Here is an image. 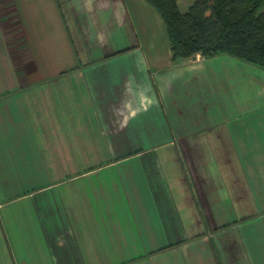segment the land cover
<instances>
[{
	"label": "crops",
	"instance_id": "crops-1",
	"mask_svg": "<svg viewBox=\"0 0 264 264\" xmlns=\"http://www.w3.org/2000/svg\"><path fill=\"white\" fill-rule=\"evenodd\" d=\"M0 264H264V68L173 62L143 0H0Z\"/></svg>",
	"mask_w": 264,
	"mask_h": 264
},
{
	"label": "trees",
	"instance_id": "trees-1",
	"mask_svg": "<svg viewBox=\"0 0 264 264\" xmlns=\"http://www.w3.org/2000/svg\"><path fill=\"white\" fill-rule=\"evenodd\" d=\"M161 18L172 61L225 54L264 68V0H143Z\"/></svg>",
	"mask_w": 264,
	"mask_h": 264
},
{
	"label": "rangeland",
	"instance_id": "rangeland-1",
	"mask_svg": "<svg viewBox=\"0 0 264 264\" xmlns=\"http://www.w3.org/2000/svg\"><path fill=\"white\" fill-rule=\"evenodd\" d=\"M194 0H177L178 9L180 12H184L187 10L190 3H192Z\"/></svg>",
	"mask_w": 264,
	"mask_h": 264
}]
</instances>
